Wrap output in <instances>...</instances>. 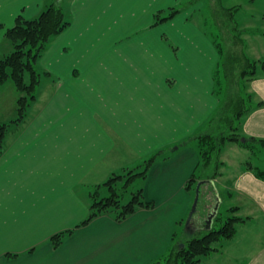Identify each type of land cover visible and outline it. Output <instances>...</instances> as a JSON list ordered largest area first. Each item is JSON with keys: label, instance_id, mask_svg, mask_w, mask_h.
I'll return each instance as SVG.
<instances>
[{"label": "crops", "instance_id": "obj_1", "mask_svg": "<svg viewBox=\"0 0 264 264\" xmlns=\"http://www.w3.org/2000/svg\"><path fill=\"white\" fill-rule=\"evenodd\" d=\"M51 1L0 0V57L13 50L6 31L16 18H35ZM174 1L64 0L71 24L39 61L54 78L40 85L26 119L10 125L0 156V264H149L170 246L193 200L186 183L199 154L192 146L153 164L145 190L153 208L123 221L99 216L58 248L49 239L88 217L98 185L190 137L218 106L213 69L220 54L189 22L191 11L179 20L185 30H175L174 20L153 26ZM166 36L186 41V64L177 72ZM101 42L112 65L97 57ZM248 90L264 101V75ZM19 95L12 79L0 87V123L17 117ZM243 131L264 138V105L246 117ZM208 185L218 196L224 190L220 178ZM229 187L264 219V180L242 167ZM259 246L246 264H264Z\"/></svg>", "mask_w": 264, "mask_h": 264}, {"label": "trees", "instance_id": "obj_2", "mask_svg": "<svg viewBox=\"0 0 264 264\" xmlns=\"http://www.w3.org/2000/svg\"><path fill=\"white\" fill-rule=\"evenodd\" d=\"M203 1L206 5L208 3L207 8L219 31L212 39L220 54L217 69L214 70V94L219 96V105L208 120L201 125L200 132L185 142L186 145L194 143L199 154L198 166L186 183V188L194 191V198L199 182H202L201 194L204 186L222 175L221 170L225 165L222 154L228 144L238 143L245 147L249 152V157L244 162V170L264 180V138L249 136L243 131L246 117L257 107L264 105V101L259 100L255 93L248 90V82L259 75H264V62L261 65L262 74H260L256 60L243 57L244 61H242V57L229 50L230 41L233 43V49L238 43H243L244 29L236 21V13L241 7L239 5L226 7L224 0ZM187 2L191 3L192 0H187ZM199 10L201 8L197 11ZM164 11L160 10L154 15L153 26L168 21L179 12V9L165 16ZM196 12L189 16V20H195V23H197ZM70 24L71 19L66 12L64 0H52L50 5L37 17L26 18L19 15L14 26L7 29L6 36L12 41L13 50L0 57V87L8 79H12L20 95L17 100V117L11 123H0V156L4 152L5 138L10 125L19 124L26 119L30 107L37 99L43 75H50L48 71L40 69L41 57L54 38ZM1 27L3 25L0 23ZM241 61L243 64H240ZM172 152L173 150L167 149V146L162 147L144 158L146 165L144 170H138V167L143 165L139 164L127 173L114 174L105 183L98 185L92 192L93 200L88 217L75 227L52 235L49 240L53 247L58 248L76 228L99 216L110 215L117 221H123L140 209L153 208L154 202L144 199L142 189L132 192L127 202L123 201L124 192L136 179L147 177L149 168L158 159L161 157L167 159L172 156ZM105 190L107 193L103 195ZM213 194H211L212 203L208 206L212 210H209L207 218L215 211L218 199L224 200L225 198L224 193H220L219 196L214 194V201ZM228 195H231V191ZM238 211H240L238 205L230 206L226 210H223L220 205L210 228L197 222V217L194 216L187 225V231L191 237L177 241L176 245L172 243L166 251L149 264H201L205 256L218 249L215 242L234 237L238 231L237 223L247 220L239 216ZM191 224H195L193 230L189 229ZM181 241L184 242V246H181Z\"/></svg>", "mask_w": 264, "mask_h": 264}, {"label": "rangeland", "instance_id": "obj_3", "mask_svg": "<svg viewBox=\"0 0 264 264\" xmlns=\"http://www.w3.org/2000/svg\"><path fill=\"white\" fill-rule=\"evenodd\" d=\"M175 3L166 9L163 12V15H170L173 10L179 9V12L174 16L171 17L168 21L174 20L175 30H185V27H182V25L179 23L180 19H184L186 16V12H190V15L194 12H196L199 8L201 10L196 12L197 16V23H195V20H189V22H193L197 25V27L202 31L206 36H208L211 40L218 34V30L216 25L214 24V20L211 18V13L207 8V5L204 3L203 0H198L195 2V0H192L191 3H188L187 0H175ZM224 5L226 7H234V6H240L241 9L236 13V21L238 22L239 26L244 29V33L242 34L243 43H236V47L233 49L232 41L229 42V50L233 51V53L238 54L240 57H242V61H244L243 57H249L250 59H254L258 62V68L260 70V74H262L261 71V65L264 62V0H224ZM175 9H171V8ZM199 7V8H195ZM180 9H182L180 11ZM185 20V19H184ZM186 21V20H185ZM167 22V21H165ZM163 22V23H165ZM161 23V24H163ZM159 24V25H161ZM155 25L154 27H156ZM179 26V27H178ZM186 33V31H185ZM166 42L171 46V48L174 51V54L177 59L174 60L176 65V72L178 71L177 65H180V62L184 61L186 58V41L184 43H180L177 40L170 39V37H165ZM106 42H101L99 44L95 43V49L97 52V57H101L107 62V64L112 65L111 60L109 62L110 57L107 58L106 56ZM185 50V51H184ZM236 57V56H234ZM237 58V57H236ZM220 60V58H219ZM218 60V62H219ZM241 61L240 64H243ZM217 62V64H218ZM186 64V62H185ZM216 64V66H217ZM215 66V69H217ZM45 71L44 69H42ZM51 77L52 79L54 76L50 75H43L42 77V83L45 81H48L47 78ZM213 77H214V71H213ZM11 81V79H8ZM7 80V81H8ZM214 89H215V80H214ZM215 97L218 99V105H219V96L215 94ZM4 106H6L4 104ZM218 107V106H217ZM216 107V108H217ZM32 108V107H31ZM214 109V111L216 110ZM32 110V109H31ZM30 110V112H31ZM214 111L212 113H214ZM29 112V114H30ZM212 113L209 115V117L212 115ZM208 117V118H209ZM208 118L203 122L205 123ZM202 123V124H203ZM201 124V125H202ZM201 126H199L196 131L188 138L178 140L174 144L167 145V149L173 150L172 157L179 151V149L186 147V146H192L196 147L194 143L186 145V140H190L192 136H194L197 132H200ZM178 147V148H176ZM249 157L248 150L241 146L238 143H232L228 144V146L225 148L222 159L225 163L224 167L221 170L222 175L218 176L217 178H220L221 180V188L224 189L220 193H224V200L221 202V207L223 210H226L230 206L239 205L241 207L240 211H238V215L241 217L246 218V221L237 223V234L230 238V239H222L220 241L215 242V246L218 247L217 250L213 251L208 256H205L201 262V264H246V262L257 252L260 244L264 243V224L262 221L264 220L261 216H256L257 213H261L259 210H257L254 206H252L250 203H248L245 198L235 195L232 198V195H228L229 189H230V179L234 177V175L240 170V168L244 167V162ZM163 158L161 157L158 159L157 162L162 161ZM144 158L142 161L136 165L143 164L142 167H138L139 171H142L145 169L144 164ZM152 165L148 170V175L145 178H138L136 179L132 184H130L127 187V190L124 192V198L123 201L127 202L131 198V193L136 192L139 189L143 190L144 199L149 200L145 195V190L148 185V176L150 174V171L152 170ZM134 168V167H133ZM127 169L124 173H127ZM186 190H188L186 188ZM106 190L103 195L106 194ZM191 194L193 195L192 204L194 201V191H191ZM211 194H213L212 188L207 185L204 186L202 193L200 194V202L198 205L197 212L195 216L197 217V222L200 224H205L204 226L207 227V214L209 213V210H212L210 206L212 203ZM213 199L215 201V196L213 194ZM191 204V208H192ZM191 210V209H190ZM189 210V212H190ZM189 212L186 216H184L183 219H180L176 222V229H175V237L172 239L173 243L184 239H187L191 237V234L189 235V232L187 231V219ZM110 216V215H109ZM253 218V220H251ZM195 227V224H191L189 226L190 230H193ZM187 231V232H186ZM188 233V234H187ZM181 246H184V242H180Z\"/></svg>", "mask_w": 264, "mask_h": 264}, {"label": "water", "instance_id": "obj_4", "mask_svg": "<svg viewBox=\"0 0 264 264\" xmlns=\"http://www.w3.org/2000/svg\"><path fill=\"white\" fill-rule=\"evenodd\" d=\"M176 148H178V147H176ZM201 184H202V182H199L198 185H197L196 195H195V198H194V201H193V204H192V208H191V210L189 212V215H188L187 224H189L192 221V219L194 218V216H195V214L197 212L198 205H199V202H200ZM220 202L221 201H219L217 203L215 211L209 215V218L207 220V228L211 227L212 219L215 216L216 211L218 210V208L220 206Z\"/></svg>", "mask_w": 264, "mask_h": 264}, {"label": "flooded vegetation", "instance_id": "obj_5", "mask_svg": "<svg viewBox=\"0 0 264 264\" xmlns=\"http://www.w3.org/2000/svg\"><path fill=\"white\" fill-rule=\"evenodd\" d=\"M211 214V213H210ZM202 225H205L204 223Z\"/></svg>", "mask_w": 264, "mask_h": 264}]
</instances>
